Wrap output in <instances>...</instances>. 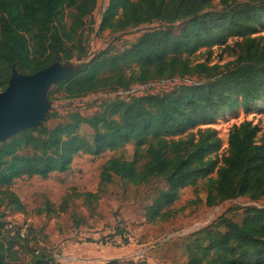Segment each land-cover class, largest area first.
<instances>
[{
	"label": "trees",
	"instance_id": "trees-1",
	"mask_svg": "<svg viewBox=\"0 0 264 264\" xmlns=\"http://www.w3.org/2000/svg\"><path fill=\"white\" fill-rule=\"evenodd\" d=\"M96 4L0 0V92L13 66L20 74H33L55 62L72 61L80 63L79 70L55 84L49 100H55L54 93L75 99L128 92L153 81H195L164 93L102 102L88 117H62L54 111L40 127L1 144L0 204L23 213L24 204L10 190L14 180L46 179L69 171L79 154L98 157L129 144L134 145L132 160L109 158L101 167L97 191L74 197L91 205L116 179L135 187L163 180L165 188L148 207L150 223L172 219L181 192L200 182L208 207L240 197L264 201V134L259 136L249 121L233 125L226 153L219 156L223 142L210 127L235 108L247 111L264 102V37L258 35L264 28V0H108L100 32L121 33L153 22L168 26L143 32L120 52L105 50L88 59L82 29ZM176 24H181L178 31ZM232 40L235 59L211 64L213 49H225ZM204 54L206 60H199L197 55ZM58 117L63 121L54 128L45 125ZM82 124L92 130V142L78 134ZM244 215L240 224L221 217L217 229L200 232L189 246L187 264H264V206L247 207ZM15 243L5 247L0 241L2 262L9 264L5 258L9 260Z\"/></svg>",
	"mask_w": 264,
	"mask_h": 264
},
{
	"label": "rangeland",
	"instance_id": "rangeland-1",
	"mask_svg": "<svg viewBox=\"0 0 264 264\" xmlns=\"http://www.w3.org/2000/svg\"><path fill=\"white\" fill-rule=\"evenodd\" d=\"M107 5L108 0H97L93 14L85 19L82 44L88 59L105 50L120 52L143 32L168 26L153 22L121 33L100 32L99 24ZM214 6L216 11L221 8L218 1ZM180 27L181 24H176L174 28L178 31ZM258 35L264 37V28ZM233 42L229 41L225 49L214 48L210 63L225 65L232 62L236 57ZM197 56L201 61L207 58L206 54ZM70 65L80 66V63L72 61ZM194 81V78L153 81L134 86L128 92H99L75 99L54 93L55 100H50L48 115L55 111L62 117L71 113L88 117L98 111L102 102L164 93ZM62 121V118H53L45 125L54 128ZM243 121L251 122L257 127L259 136L263 135L264 102L247 111L235 108L210 126L217 130L223 142L219 156L226 153L231 127ZM77 132L92 142L93 132L86 125H80ZM133 156V144L98 157L79 154L65 173H53L46 179L23 177L14 180L10 190L19 197L25 211L18 213L5 202L0 204V241L5 247L13 240L16 242L9 260L5 258V261L9 264H187L189 246L200 232L217 229L221 217L240 224L245 208L264 206L263 200L240 197L208 207L205 185L200 182L197 187H188L181 192L172 206L176 210L172 219L150 223L148 207L165 188L163 180L135 187L116 179L104 189L100 200L91 205L81 196L74 197V193L97 191L101 167L106 160H132ZM144 162L146 160L140 163ZM218 230L223 232L224 228L221 226Z\"/></svg>",
	"mask_w": 264,
	"mask_h": 264
},
{
	"label": "water",
	"instance_id": "water-1",
	"mask_svg": "<svg viewBox=\"0 0 264 264\" xmlns=\"http://www.w3.org/2000/svg\"><path fill=\"white\" fill-rule=\"evenodd\" d=\"M78 70L79 66L55 62L33 74H20L13 66L7 87L0 92V144L43 125L50 111L48 92Z\"/></svg>",
	"mask_w": 264,
	"mask_h": 264
}]
</instances>
